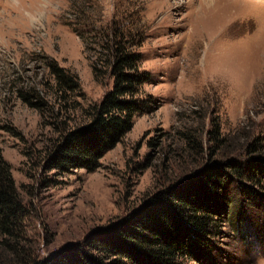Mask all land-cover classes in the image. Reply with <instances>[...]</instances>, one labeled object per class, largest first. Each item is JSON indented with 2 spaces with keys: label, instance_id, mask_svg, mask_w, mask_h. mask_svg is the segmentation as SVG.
Wrapping results in <instances>:
<instances>
[{
  "label": "rangeland",
  "instance_id": "1",
  "mask_svg": "<svg viewBox=\"0 0 264 264\" xmlns=\"http://www.w3.org/2000/svg\"><path fill=\"white\" fill-rule=\"evenodd\" d=\"M37 7V0H0V154L26 207L24 256L58 264L92 231L123 216L154 185L160 171L154 166L168 168L179 155L180 128H199L204 119L223 133L244 128L264 139V0H215L211 7L204 0H53L44 5L39 31L26 20ZM77 8L90 28L116 19L146 28L141 68L152 77L144 91L154 109L134 119L98 169L61 173L45 169L42 152L64 116L40 118L17 91L41 90L47 60L78 76L82 107L111 89V81H94L84 43L70 25L79 23ZM69 115V126L84 123L79 110ZM144 158L151 167L128 172L127 164ZM254 189L257 199L245 217L224 220L212 238L208 261L187 264H264V181Z\"/></svg>",
  "mask_w": 264,
  "mask_h": 264
},
{
  "label": "trees",
  "instance_id": "2",
  "mask_svg": "<svg viewBox=\"0 0 264 264\" xmlns=\"http://www.w3.org/2000/svg\"><path fill=\"white\" fill-rule=\"evenodd\" d=\"M77 12L79 23L70 25L84 43L92 77L101 84L111 81V89L98 103L82 107L78 76L47 60L41 90L17 91L18 99L40 118L64 116L56 138L42 152L45 169L61 173L98 169L100 159L132 129L134 119L154 109L144 91L152 77L141 68L146 28H131L122 19L90 28V18L81 17L86 15L82 9ZM76 110L84 123L71 127L69 114ZM1 129L17 135L12 126ZM235 129L223 133L219 123L210 120L207 127L204 119L199 128H180L179 155L168 162L167 170L154 166L160 171L154 172V185L139 202L115 222L92 231L83 246L58 264L208 261L209 250L215 249L212 238L224 220L245 217L248 204L257 199L254 186L264 181V139ZM151 166L144 158L127 164V169L135 175ZM26 213L11 168L0 154V264H48L24 256Z\"/></svg>",
  "mask_w": 264,
  "mask_h": 264
},
{
  "label": "clouds",
  "instance_id": "3",
  "mask_svg": "<svg viewBox=\"0 0 264 264\" xmlns=\"http://www.w3.org/2000/svg\"><path fill=\"white\" fill-rule=\"evenodd\" d=\"M18 2V0H17ZM53 3V0H37V10L34 12H28L26 13V20L29 24V27L39 31V29L43 26V21L41 19V16L44 15V5L48 4L51 5Z\"/></svg>",
  "mask_w": 264,
  "mask_h": 264
},
{
  "label": "bare ground",
  "instance_id": "4",
  "mask_svg": "<svg viewBox=\"0 0 264 264\" xmlns=\"http://www.w3.org/2000/svg\"><path fill=\"white\" fill-rule=\"evenodd\" d=\"M215 0H204V5L206 6H213ZM220 10H217V12H219Z\"/></svg>",
  "mask_w": 264,
  "mask_h": 264
}]
</instances>
